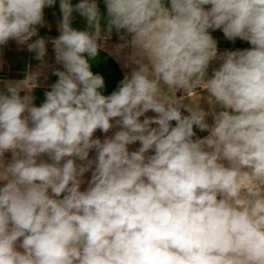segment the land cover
Here are the masks:
<instances>
[{
	"label": "clouds",
	"instance_id": "obj_1",
	"mask_svg": "<svg viewBox=\"0 0 264 264\" xmlns=\"http://www.w3.org/2000/svg\"><path fill=\"white\" fill-rule=\"evenodd\" d=\"M56 3L0 0V46L38 62L0 80V264H264V0H59L41 37Z\"/></svg>",
	"mask_w": 264,
	"mask_h": 264
},
{
	"label": "crops",
	"instance_id": "obj_2",
	"mask_svg": "<svg viewBox=\"0 0 264 264\" xmlns=\"http://www.w3.org/2000/svg\"><path fill=\"white\" fill-rule=\"evenodd\" d=\"M211 34L215 39L218 41V49L222 52L224 50H235L236 47L233 46V42L228 41L225 39L222 31L210 30ZM39 36L41 37H56L58 35L45 31H39ZM37 37H34L33 39H36ZM116 42V39H113L110 43ZM49 64H54V53L52 49V45H48V55L46 57ZM2 67H0V80L2 79H23L25 72L28 68V65L31 64L35 66L38 62L34 59V54L27 51L26 47L22 51H20L17 55L11 57L10 59L6 61H1ZM218 66V65H216ZM58 67V66H57ZM92 70L94 72L100 73L105 78V89H102L101 91L103 94L108 95L111 94L113 90H115L118 86L119 81L123 78V75L126 69L122 68L121 63L117 61L112 56H109L107 52H101L100 57L98 58V61L93 62V68ZM48 79L45 82V86L40 87L37 89L34 93V95L37 97L35 100V104L39 106L44 101V91L46 90V86L54 83L57 80V77L54 75H51L50 71L47 72ZM0 88H2V84H0ZM204 107L207 108L208 105L205 103ZM147 115L152 116L155 115L152 112H149ZM174 123V122H173ZM209 123H211V117H209ZM199 137H204L208 135V133L201 132L198 129H194ZM115 131V128L112 129L107 135H111ZM95 137H99L100 139L104 138V134L97 130L94 134ZM6 158L11 159V154L6 153ZM95 155V153H90V156ZM44 159H47V157H43ZM90 178V173L85 174V179L87 180ZM87 187V184H84L81 186V190H84Z\"/></svg>",
	"mask_w": 264,
	"mask_h": 264
},
{
	"label": "rangeland",
	"instance_id": "obj_3",
	"mask_svg": "<svg viewBox=\"0 0 264 264\" xmlns=\"http://www.w3.org/2000/svg\"><path fill=\"white\" fill-rule=\"evenodd\" d=\"M78 2L79 0H72L73 4L78 3ZM97 2L101 9L102 14H106V8L103 3V0H97ZM206 7H209V6H206ZM44 14H45V20H46L47 26L43 28H39V31L41 32V31L47 30L50 33L59 35L58 29H57L58 21L61 19V13L59 11V0H57V3L55 6L46 7L44 9ZM73 15H74V20H73L72 26L79 30L85 29L86 20L80 17L77 13H74ZM113 39H116L115 34L113 35ZM233 46L236 47L237 49H244V48H249L250 44L240 39H236L235 42H233ZM20 51L22 50L18 49L15 41H9V43L6 46H0V62L10 59L11 57L17 55ZM116 130L118 129H115V131ZM115 131H113V133ZM139 146H140L139 142H137L136 144L130 145L129 149L130 151L135 150Z\"/></svg>",
	"mask_w": 264,
	"mask_h": 264
}]
</instances>
